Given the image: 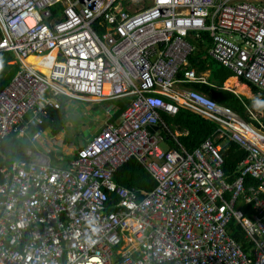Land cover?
<instances>
[{
	"label": "built area",
	"instance_id": "built-area-1",
	"mask_svg": "<svg viewBox=\"0 0 264 264\" xmlns=\"http://www.w3.org/2000/svg\"><path fill=\"white\" fill-rule=\"evenodd\" d=\"M255 2L0 0V53L19 64L0 92V147L11 134L39 143L62 99H129L67 167L29 149L34 160L0 169V264H264V122L186 87L208 84L190 60L208 34V56L264 92V0ZM33 56L48 60L49 75L27 63ZM181 110L247 154L237 179L227 178L214 136L191 151L170 132L179 149L161 150V126L170 131L162 115ZM134 159L150 191L115 180ZM246 178L259 188L248 193ZM232 221L249 253L231 236Z\"/></svg>",
	"mask_w": 264,
	"mask_h": 264
},
{
	"label": "trees",
	"instance_id": "trees-1",
	"mask_svg": "<svg viewBox=\"0 0 264 264\" xmlns=\"http://www.w3.org/2000/svg\"><path fill=\"white\" fill-rule=\"evenodd\" d=\"M60 13V5L53 8L54 16H58ZM207 35H205L207 40L206 43L198 44L199 50L194 57L190 58V60L192 66L197 69L198 72L213 70V79L217 80V82L220 81V83L223 84V81L228 76H233L236 74H233L228 69L219 66L208 56L207 51L211 44H208L209 39H207ZM206 47L208 48L205 49ZM14 62L15 56L13 55V53H0V92L10 84L16 73L19 71V64ZM216 65H218L219 67H216ZM39 70L44 74L46 73L45 70ZM233 78L234 77L227 78L224 81V84L226 85ZM242 81L243 83L247 84L245 80ZM188 86L201 93H204L218 103L232 108L234 111L241 114L245 119H247L248 121L250 120V116L247 112V106L249 107V105L251 104V100L246 98V96L236 95L231 91L219 89L216 86L214 87L211 85L196 83L190 85L188 84L187 87ZM249 86L251 87L253 93H255L256 95H262L264 98V92L260 88H257L252 84H249ZM122 101L123 102H117V105L121 107V109L116 113V117L123 112V110L129 103V99H124ZM189 113L192 114L191 112ZM189 113L188 111L181 110V112L176 115L175 121L179 124L182 131L189 132L187 136L180 137L179 139L187 149L192 151L193 149H196L198 146H200V144L204 142L205 139L211 136L214 128L211 127V124H209L208 122L198 117L192 116ZM67 114V105L62 104L59 110L52 111L51 117L46 122L45 126H43V129L46 130L52 125L54 134H57L68 122L66 117ZM197 115L200 116L199 114ZM168 116L170 115L163 114V120L167 121V119L170 118ZM114 121H116V118L114 119ZM168 124L171 126V123L167 122V125ZM23 141L24 140L22 139H17L16 134H11V136L6 139L4 144L1 146V150L4 152L7 159L5 160L0 156V167L6 165L10 166L12 161L17 159H26L25 151L28 148H31V146L27 143L26 140L25 142ZM78 146L82 148L81 145ZM222 154L225 158L224 171L229 181L232 182L235 178L237 179L239 177L240 174L237 173L239 163L246 159L247 154L233 142L223 148ZM1 179L2 177L0 176V180ZM116 181L120 185L128 188H135L137 190L144 189L148 191L152 189L151 187L153 180L149 173L145 170V168L134 159L131 160L127 165L119 169V171L116 173ZM145 185L146 187H144ZM245 185L247 188V192L250 193V188L259 186V183L251 178H246ZM238 208L243 210L247 216H251V214H253L252 207H250L248 204H245L242 200L238 202ZM229 231L231 232V235L237 240V242L242 246V249L244 251H247L249 248V244L245 239V232H243L242 228L237 225L235 221H232L229 227Z\"/></svg>",
	"mask_w": 264,
	"mask_h": 264
},
{
	"label": "crops",
	"instance_id": "crops-1",
	"mask_svg": "<svg viewBox=\"0 0 264 264\" xmlns=\"http://www.w3.org/2000/svg\"><path fill=\"white\" fill-rule=\"evenodd\" d=\"M61 14V13H60ZM59 14V15H60ZM58 15V16H59ZM207 41V40H206ZM206 41H205V43H206ZM204 43V44H205ZM209 44V43H208ZM206 49V48H205ZM214 61V60H213ZM215 62V61H214ZM216 64H218L217 62H215ZM219 65V64H218ZM219 66H221V65H219ZM222 67V66H221ZM210 73V70H208V71H206V72H201V74L204 76V78L205 79H208L209 80V74ZM229 77H234V76H228L227 78H229ZM226 78V79H227ZM225 79V80H226ZM224 80V81H225ZM210 81V80H209ZM224 81H223V84H221L220 83V81H218L217 82V80H214L213 79V81L211 80V84H212V86H216L217 88H219V89H224V90H228V91H231V92H233V93H235L236 95H241V94H243L242 92H240L239 91V87H238V85L240 86L241 84H245V83H243L239 78H237V77H234L233 79H231L226 85L224 84ZM238 83V84H237ZM240 83V84H239ZM225 85V86H224ZM233 85H234V87H233ZM248 86V85H247ZM187 87V86H186ZM185 89V87L184 86H182V87H180L178 90H184ZM189 90L190 89H192V87H189L188 88ZM239 91V92H238ZM253 92V91H252ZM245 95H247L248 97H250L251 98V96H249V94H246V93H244ZM254 95H255V93H253ZM250 95H252V94H250ZM257 96V95H256ZM256 99V98H255ZM257 99H259V98H257ZM251 100V99H250ZM73 100L72 99H67V100H62V104H65V105H67L69 102H72ZM257 101V100H256ZM260 101V100H259ZM116 104H117V102H123L122 100H119V101H114ZM93 103H95V102H93ZM97 103H100V102H97ZM102 103H104V102H102ZM251 103H252V100H251ZM255 104V103H254ZM254 106V105H253ZM253 106H251V104L249 105V107L247 106V112H249V114H250V112L252 111V110H250V108L251 107H253ZM115 108H117V112H119V110L121 109V107H119L118 105L115 107ZM59 110V109H58ZM52 111H56V110H51V113L50 114H52ZM67 111H68V106H67ZM116 112V113H117ZM189 113V112H188ZM121 114V113H120ZM120 114H119V116H117L116 117V114H115V117L114 118H109V116H108V114L106 115V117L105 116H102V117H98L97 119L100 121V122H102V125L99 127V129H98V132L95 134V136L93 137V138H91V139H87L86 141H85V143L84 144H81V146L83 147V146H85V145H87L89 142H91L96 136H97V134L103 129V128H105V126H106V124L108 123V122H110V123H115V122H118L119 121V117H120ZM190 114V113H189ZM195 113H193V114H190V115H192V116H195V117H199L198 115H194ZM167 115H169V114H167ZM69 112H68V114L66 115V117H67V120L69 121ZM50 117H51V115H50ZM105 117V118H104ZM168 117H170L169 119H167V121H165L166 122V124H167V122L168 123H171V126L169 127L168 126V128H169V130L170 131H168V130H166L165 128H163L162 126H161V128H162V130L160 129V132H161V134H162V136H163V134H165V136H166V140H167V142H162L161 144H163V145H166V149L167 150H165V149H162L161 148V150L162 151H166V152H168V151H170L171 149H173V148H175V149H179V146L178 145H176V142L174 141V138L171 136V134H170V132H172V133H175V134H178V138H180V137H185V136H187V134L189 133V132H187V131H182L181 129H180V126H179V124L175 121V119H176V116H168ZM116 118V121H114V119ZM50 119V118H49ZM48 119V120H49ZM47 120V121H48ZM67 124H68V122L66 123V125H64V127H62L63 129H61L57 134H54V132H53V126L51 125L48 129H46L45 130V132H46V136L48 137H51V139H54V138H56V140H60V139H63L64 137H65V130H66V126H67ZM209 124H211L210 126L211 127H213L214 129H213V133L211 134V136H214L215 137V139H216V143L218 142V144H220L223 148L224 147H226L227 145H229L230 143H232L228 138H226V137H222L221 136V132H219L218 131V128H217V126H215V125H213L212 123H209ZM171 128V129H170ZM45 139V137L39 142V143H37L35 146H32V145H30L31 146V148H28L26 151H25V157H26V159H17V160H14V161H12V163H11V165L9 166V165H6V166H3V167H0V169L1 168H6V170H7V172H9L10 171V168H11V166L15 163V162H19V161H25V162H30V161H32V160H34L32 157H28L27 156V151L29 150V149H31L33 152H35L36 154H38L39 156H42V155H44V156H46V157H49V158H51L52 159V162H53V164H54V166H58V167H67L68 166V164H69V162L70 161H72V159L75 157V155L77 154V152H78V150L81 148L80 146H77V145H75V147L77 146V148H76V152H75V154L73 155V157L72 158H70V157H68V154L65 152L64 154H62V153H60L59 151H57V149H55L53 146H49L48 144L47 145H45L44 144V142H43V140ZM27 141V140H26ZM23 142H25V140L23 141ZM28 143V142H27ZM4 144V143H3ZM2 144V145H3ZM29 144V143H28ZM60 145H62V143H60ZM161 146V145H160ZM242 150V149H241ZM0 152H2L3 153V156L2 155H0L1 157H3L5 160L7 159L6 158V155L4 154V152L1 150V147H0ZM55 153V154H54ZM35 158H37V155L35 156ZM241 163V162H240ZM240 163H239V166H238V169H237V173H239L240 174ZM142 170V169H141ZM146 170V169H145ZM240 176V175H239ZM2 177V179H1V181L2 180H5V177L2 175L1 176ZM236 179V178H235ZM234 179V180H235ZM252 179V178H251ZM115 180H116V178H115ZM254 181H256L257 182V180H255V179H253ZM150 186H151V184H150ZM144 187H146V185L144 186ZM152 189L154 188V182L152 181V187H151ZM256 188H259V186H257ZM144 190V189H143ZM148 191H150V190H148ZM246 215V214H245ZM247 216V215H246ZM247 217H249L250 218V216H247ZM238 225V224H237ZM240 226V225H239ZM241 227V226H240ZM242 228V227H241ZM242 230H243V228H242ZM244 232V231H243ZM230 234H231V232H230ZM232 236V235H231ZM233 237V236H232ZM234 238V237H233ZM235 239V238H234ZM245 239H246V241L248 242V244H249V248H248V250L247 251H245L246 253H249L250 251H251V249H252V244H251V242H250V240L246 237V233H245ZM236 240V239H235ZM237 241V240H236Z\"/></svg>",
	"mask_w": 264,
	"mask_h": 264
},
{
	"label": "rangeland",
	"instance_id": "rangeland-1",
	"mask_svg": "<svg viewBox=\"0 0 264 264\" xmlns=\"http://www.w3.org/2000/svg\"><path fill=\"white\" fill-rule=\"evenodd\" d=\"M251 1L255 4H259L255 2V0H245ZM139 1L134 7L139 8L143 6L142 2ZM264 4V3H263ZM216 67H219L216 65ZM37 69V67H35ZM209 79L213 81V70H210ZM249 87V86H248ZM251 96L248 97L245 94H241L246 96V98L251 99V107L250 110L254 113L255 116L263 119L264 118V98L262 95H254L251 88L249 87ZM256 98V99H255ZM259 98V99H257ZM257 100V101H256ZM260 100V101H259ZM255 103V104H254ZM68 112H69V121L65 130V137L60 140H56V138L51 139V137L45 136L43 140L45 145L53 146L57 151L64 154L65 152L68 154V157L72 158L76 152V148L78 145L84 144L87 139H91L98 132L99 127L102 125L97 118L100 116H105L108 114L110 110L114 111L117 104L112 102H104V103H93V102H83L78 100H73L67 104ZM104 117V118H105ZM62 143V145H60ZM75 145H77L75 147ZM162 149L167 150L166 145L160 144Z\"/></svg>",
	"mask_w": 264,
	"mask_h": 264
},
{
	"label": "bare ground",
	"instance_id": "bare-ground-1",
	"mask_svg": "<svg viewBox=\"0 0 264 264\" xmlns=\"http://www.w3.org/2000/svg\"><path fill=\"white\" fill-rule=\"evenodd\" d=\"M54 56H55V52L52 53L51 57L54 58ZM27 63L30 64V65H35V67H37V69H35V67H34V69L37 70L39 73H41L43 75H49L50 74L51 64L48 62L47 59H44V58H41V57H37V56H33V57H30L27 60ZM39 69L45 70L46 73L44 74ZM233 87H234V85H233ZM238 87H239V91L242 92L243 94L244 93L249 94V95L252 94L250 92L249 87L246 84H241L240 86L238 85ZM199 111H201V109H199Z\"/></svg>",
	"mask_w": 264,
	"mask_h": 264
},
{
	"label": "clouds",
	"instance_id": "clouds-1",
	"mask_svg": "<svg viewBox=\"0 0 264 264\" xmlns=\"http://www.w3.org/2000/svg\"><path fill=\"white\" fill-rule=\"evenodd\" d=\"M201 43H202V41H201ZM198 44H200V43H197V47H198V50H199V45ZM198 52V51H197ZM197 70V69H196ZM199 74H201V72H198ZM234 77H237V78H239L237 75H233ZM240 79V78H239ZM210 80V79H209ZM208 80V84H205V85H211L212 86V84H211V81H209ZM241 81L242 80H244V79H240ZM246 81V80H245ZM243 82V81H242ZM247 82V81H246ZM246 84V83H245ZM250 84V83H249ZM249 84H248V82H247V84L246 85H248L249 86ZM250 87V86H249ZM251 88V87H250ZM249 114V113H248ZM250 116V115H249ZM198 118H200L201 119V117H198ZM249 119H250V117H249ZM203 120V119H202ZM250 121V120H249ZM262 121H263V119H262ZM115 178H116V176H115Z\"/></svg>",
	"mask_w": 264,
	"mask_h": 264
},
{
	"label": "water",
	"instance_id": "water-1",
	"mask_svg": "<svg viewBox=\"0 0 264 264\" xmlns=\"http://www.w3.org/2000/svg\"><path fill=\"white\" fill-rule=\"evenodd\" d=\"M0 155H2V156H3V153H2V152H0Z\"/></svg>",
	"mask_w": 264,
	"mask_h": 264
}]
</instances>
